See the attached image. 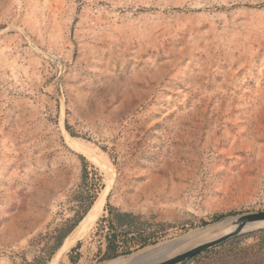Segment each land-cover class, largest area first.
<instances>
[{"label":"rangeland","instance_id":"rangeland-1","mask_svg":"<svg viewBox=\"0 0 264 264\" xmlns=\"http://www.w3.org/2000/svg\"><path fill=\"white\" fill-rule=\"evenodd\" d=\"M69 139L114 172L84 264L264 211V0H0V264H49L106 189ZM108 210L154 242L95 262ZM184 264H264V230Z\"/></svg>","mask_w":264,"mask_h":264},{"label":"bare ground","instance_id":"bare-ground-1","mask_svg":"<svg viewBox=\"0 0 264 264\" xmlns=\"http://www.w3.org/2000/svg\"><path fill=\"white\" fill-rule=\"evenodd\" d=\"M68 145L72 149L78 152H81L83 155L89 158L96 166H98L103 171L104 177H105L104 180H106V183H105L106 189H104V191L101 193L97 201L93 204V206L90 208L88 213L79 222V224H77V226L64 239L62 246L57 250V252L55 253V256L52 258L49 264H57L58 260L66 253V251L69 248H71L73 245H75L82 237H84L91 230L92 226L94 225L95 221L100 215V212L102 210V206L104 203L105 195L107 194L108 188L110 187V184L112 183L113 178H114L113 170L109 168L105 164L104 161L94 156V154L91 153L87 148L81 146L79 143H77V141L73 139L68 140ZM225 222L226 221L224 220L221 223L213 227H209L205 230L190 232L179 239L162 244L146 252L156 251V253H159V252H162L164 248L165 249L178 248L180 250L191 249L195 246L208 242L211 239H213L215 236H217L218 234H221L223 231L222 227ZM263 226L264 224L251 225V226H248L246 229L248 230L256 229V228L263 227ZM133 261H134V257L128 261L115 262L113 264H131Z\"/></svg>","mask_w":264,"mask_h":264},{"label":"water","instance_id":"water-1","mask_svg":"<svg viewBox=\"0 0 264 264\" xmlns=\"http://www.w3.org/2000/svg\"><path fill=\"white\" fill-rule=\"evenodd\" d=\"M223 231L213 239L191 249L167 248L159 253L156 251L141 253L134 257L131 264H184L193 257L219 246L230 239L245 233L264 230L263 227L246 229L248 226L264 224V211L246 213L225 220Z\"/></svg>","mask_w":264,"mask_h":264},{"label":"trees","instance_id":"trees-1","mask_svg":"<svg viewBox=\"0 0 264 264\" xmlns=\"http://www.w3.org/2000/svg\"><path fill=\"white\" fill-rule=\"evenodd\" d=\"M107 213L109 234L105 240L108 242L109 253L102 257V261L114 260L131 253L132 249H140L154 242L157 232L151 231L150 225L142 222L138 216L116 210H108ZM121 236L122 241L119 240Z\"/></svg>","mask_w":264,"mask_h":264},{"label":"crops","instance_id":"crops-1","mask_svg":"<svg viewBox=\"0 0 264 264\" xmlns=\"http://www.w3.org/2000/svg\"><path fill=\"white\" fill-rule=\"evenodd\" d=\"M119 212V211H118ZM120 213H128V212H120ZM130 214V213H129ZM134 215V214H132ZM63 244V243H62ZM61 244V246H62ZM60 246V247H61ZM59 247V248H60ZM58 248V249H59ZM57 249V250H58ZM88 249V246L87 244H84V245H77L75 244V246L73 245L71 248H69L66 253L64 254L65 257H64V260L62 262V264H84L85 263V260H86V251ZM98 253V258L95 259V262L98 261V260H101L102 257L107 253H109L108 251V242L104 239V244L102 246H100L97 250H96ZM57 252V251H56ZM55 252V253H56ZM63 255V256H64ZM62 256V257H63ZM61 257V258H62ZM60 258V259H61ZM59 259V260H60ZM58 260V261H59ZM102 262H106V261H102Z\"/></svg>","mask_w":264,"mask_h":264}]
</instances>
